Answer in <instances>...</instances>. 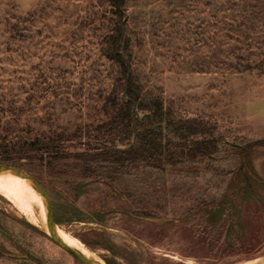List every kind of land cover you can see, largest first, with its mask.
<instances>
[{"label":"rangeland","instance_id":"rangeland-1","mask_svg":"<svg viewBox=\"0 0 264 264\" xmlns=\"http://www.w3.org/2000/svg\"><path fill=\"white\" fill-rule=\"evenodd\" d=\"M115 11L112 0H0V165L38 182L62 221L58 233L98 263H264V190L242 207L239 249L224 246L219 231L207 239L195 217L184 220L222 198L240 165L236 147L264 140V0H126L131 72L142 90L176 119L214 128L221 145L209 174L147 169L108 186L103 170L70 157L111 138L97 129L123 102L120 68L105 52ZM252 165L264 180V149ZM0 175L46 209L21 175ZM77 183L90 193L74 200ZM35 216L0 194V264H84Z\"/></svg>","mask_w":264,"mask_h":264},{"label":"trees","instance_id":"trees-1","mask_svg":"<svg viewBox=\"0 0 264 264\" xmlns=\"http://www.w3.org/2000/svg\"><path fill=\"white\" fill-rule=\"evenodd\" d=\"M126 0H112L117 21L106 38L107 57L120 68L123 102L117 118L97 129L101 135L109 134L110 139L91 154L71 156L74 161L103 170L99 181L112 186L114 179L120 176H132L147 169L168 170L170 172H192L194 175L209 174L216 171L208 164L216 161L220 153L221 140L215 136L214 128L200 120L176 119L166 109L159 96L147 95L131 72V48L127 37V24L124 22ZM50 144H38L21 148L22 152H33L53 147ZM264 149V140L237 146L233 153L240 161L238 169L222 198L216 203L204 205L184 216V220L195 217L208 239L219 231V241L232 249H239L240 237L237 230L244 229L242 207L254 201L258 191L264 190V180L252 165V156L256 150ZM201 165V166H200ZM74 200L89 195L90 190L82 183L75 184L70 191ZM94 221L103 222L95 214ZM133 219H157L152 212L129 213ZM56 225L62 221L55 217Z\"/></svg>","mask_w":264,"mask_h":264},{"label":"bare ground","instance_id":"bare-ground-1","mask_svg":"<svg viewBox=\"0 0 264 264\" xmlns=\"http://www.w3.org/2000/svg\"><path fill=\"white\" fill-rule=\"evenodd\" d=\"M0 194H3V196L6 197V199L11 201L24 215L30 216L32 219L35 220H36L35 215L37 209L39 211V215L43 221V224L48 230L47 210L46 209L42 210L41 208H39L34 201H32L29 197L23 194L14 184H12L10 181H8L6 178H4L1 175H0ZM58 236L64 244L78 250L80 253H82L87 257L91 256L88 251L83 250L76 244L69 242L70 239L66 237L63 232L62 234L58 233ZM242 264H264V263L261 260H254Z\"/></svg>","mask_w":264,"mask_h":264},{"label":"water","instance_id":"water-1","mask_svg":"<svg viewBox=\"0 0 264 264\" xmlns=\"http://www.w3.org/2000/svg\"><path fill=\"white\" fill-rule=\"evenodd\" d=\"M0 172H10V173H16V174L21 175L32 185L33 188H35L40 193V195L42 196L45 202L46 210H47V220H48L47 234L53 242H55L57 245H59L61 248H63L65 251H67L69 254H71L77 260H79L80 262L84 264H101V263L96 262L92 258L83 255L78 250L72 247H69L68 245L64 244L61 241L57 233V225L55 222L54 210H53L50 197L48 193L46 192V190L32 176H30L29 174H27L26 172L18 168L6 166V165H0Z\"/></svg>","mask_w":264,"mask_h":264}]
</instances>
